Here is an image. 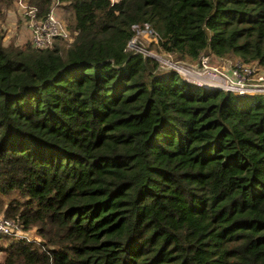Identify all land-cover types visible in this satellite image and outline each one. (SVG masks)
<instances>
[{"label":"trees","instance_id":"16d2710c","mask_svg":"<svg viewBox=\"0 0 264 264\" xmlns=\"http://www.w3.org/2000/svg\"><path fill=\"white\" fill-rule=\"evenodd\" d=\"M57 1L74 39L37 48L0 0V208L38 237L0 234V264H264V93L128 45L147 22L175 60L264 67V0Z\"/></svg>","mask_w":264,"mask_h":264},{"label":"built area","instance_id":"2783aa9c","mask_svg":"<svg viewBox=\"0 0 264 264\" xmlns=\"http://www.w3.org/2000/svg\"><path fill=\"white\" fill-rule=\"evenodd\" d=\"M16 4L23 16L22 26L26 27L35 47L47 48L52 46L56 37L61 36L66 40L69 37L70 32L59 15L57 0L43 18L36 16L35 10L27 5L26 0H17ZM132 28L136 33L129 40V46L155 56L174 69L186 81L196 86L219 88L240 95L264 93V67L257 61H244L236 58L229 66H225L220 64V57L207 52L201 53L195 62L175 60L167 54L148 52V49L136 42L138 34H151L157 42L158 35L147 22L142 25L134 23ZM29 230L24 229L16 218L0 215V234L38 240L36 235L28 233Z\"/></svg>","mask_w":264,"mask_h":264},{"label":"rangeland","instance_id":"374dc122","mask_svg":"<svg viewBox=\"0 0 264 264\" xmlns=\"http://www.w3.org/2000/svg\"><path fill=\"white\" fill-rule=\"evenodd\" d=\"M59 15L63 19L61 11H59ZM19 16L23 19V16L20 13L19 6H18V4H16L15 9H13L10 12V14L6 17V20L4 21V23L2 25V29L5 31L6 35H9V36L13 35V36H15L17 38L18 42H24V41H27V39L29 38V33H28L26 27L23 30L22 24H21V20H20ZM74 35H75V33L73 35L68 33L69 37L67 38V42L72 41L74 39ZM139 41L146 47V49L147 48H151V49H149L148 52H157L156 49H155V46H154L155 40H154V38H153V36L151 34H147V35L138 34V36L136 37V42L140 46H142ZM145 47H143V48H145ZM236 58H238V57L237 56H232V57H228V58H221L220 59V64L225 65V66H229L232 63V61L234 59H236ZM0 215H4L2 213L1 208H0ZM4 216H6V215H4ZM28 233L33 235L34 234V230L30 229L28 231ZM7 238H4L2 240L3 244H6L8 242Z\"/></svg>","mask_w":264,"mask_h":264},{"label":"crops","instance_id":"0c3cea01","mask_svg":"<svg viewBox=\"0 0 264 264\" xmlns=\"http://www.w3.org/2000/svg\"><path fill=\"white\" fill-rule=\"evenodd\" d=\"M11 12V11H10ZM10 14V13H9ZM23 30H24V27L22 26ZM25 32V31H24ZM21 43V42H20Z\"/></svg>","mask_w":264,"mask_h":264}]
</instances>
